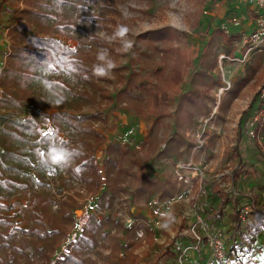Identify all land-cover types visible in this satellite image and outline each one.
Returning <instances> with one entry per match:
<instances>
[{
	"label": "rangeland",
	"instance_id": "1",
	"mask_svg": "<svg viewBox=\"0 0 264 264\" xmlns=\"http://www.w3.org/2000/svg\"><path fill=\"white\" fill-rule=\"evenodd\" d=\"M40 2L0 0V71L17 23H26L29 28L25 31L30 33L45 34L35 21L27 23L26 10L39 9ZM58 6L50 22L62 25L64 33L49 31L47 35L74 50L90 80H83L79 73L70 77L60 72L57 75L66 84H51L47 80L54 74L42 71V79L29 89L33 96L45 93L43 104L0 108V116H4L0 123V179L9 180L0 185V264H55L66 257L92 217L100 225L94 232V245L79 252L80 264L168 260L172 264L167 247L173 242V251L182 253L179 238L194 219L193 209H204L207 194L217 186L210 180L212 175L232 174L238 163H245L254 170L246 181L234 186L240 195L260 198L262 189L257 185L264 180V146L259 137H264V104L259 88L264 84V40L248 51L250 45L243 37L255 25L256 5L248 0H67ZM232 17L239 18L241 25L223 32L220 23ZM164 26L175 32L169 44L181 49L191 46L198 58L191 75L170 89L169 114L155 127L145 110L144 96L135 99L118 91L129 75L152 82H162L169 75L161 54L137 38L141 32ZM120 28L127 29L123 36L116 34ZM205 50L207 56L200 59ZM101 52L106 53L105 60L98 59ZM107 61L115 67L107 76H96L94 68L107 69ZM191 89L203 91L195 103L183 99V93ZM35 112L47 117L55 112L65 117L95 113L80 125L104 133L107 141L126 151L116 160L119 168L134 172L140 168L141 175L151 174L164 188H150V194L137 192V180L125 170L120 172L110 162L105 166V144L95 151L102 175L99 184L74 178L67 168L43 166L41 146L38 155L35 146L20 145L5 134L8 119L30 117ZM256 112L260 115L258 134L251 138L239 126L244 116L246 127ZM60 136L80 149L85 146L69 128H63ZM117 151L112 149L110 155L116 157ZM49 168L55 169V179L45 176ZM200 172L208 180L200 181ZM31 193L47 198L41 217L29 208ZM217 203L214 200V207ZM253 220V214L241 220L242 227ZM207 221L208 230L212 222ZM257 247L256 256L264 255V234ZM200 249L187 248L183 262L198 259Z\"/></svg>",
	"mask_w": 264,
	"mask_h": 264
},
{
	"label": "trees",
	"instance_id": "2",
	"mask_svg": "<svg viewBox=\"0 0 264 264\" xmlns=\"http://www.w3.org/2000/svg\"><path fill=\"white\" fill-rule=\"evenodd\" d=\"M65 1L67 0H41L36 5V8L39 9L26 10V13L29 15L27 23L35 21L37 25H41L39 29L45 34L40 35L30 33L28 30L25 31L29 27L24 22H19L13 27V31L16 33L12 37L10 51L6 55L5 64L0 71L2 88L0 93V108H31L43 104L46 99L45 93H41L39 96H33L29 89L33 83L42 79V71H49L54 74L53 76L50 75V79L47 80V83L51 84H66L57 75L60 72H64L70 77H72V74L79 73L83 80H90L88 71L84 70L80 61L74 57V50L64 42L47 35L49 31L60 34L64 33L63 26L59 24L52 25L53 22H50V18L52 19L56 16L54 12L59 8V3ZM83 1L86 2L87 0ZM174 35V30L167 26L139 33L137 38L143 40L146 46H151L154 51L161 54L162 62L170 70V73L162 82H152L144 78L138 80L136 73H133L136 77L129 75L126 78L124 87L118 91L119 95H126L135 99H141L144 96V100H146L145 110L147 115L152 117V125L155 127H158L162 123V118L169 114L170 89L191 75L196 66L195 61L198 58V54L191 46L181 49L169 44L168 40L173 38ZM207 54L208 52L206 50L203 51L200 54V59L206 57ZM201 95H203V91L191 89L183 93V99L189 103H195ZM255 102L256 100L254 99L253 103ZM93 116H95V113L65 117L61 113L55 112L47 117L35 112L30 117L8 119L5 134L7 137L16 139L20 145L30 143L32 146H35V152L38 155H40L38 146H41L43 148V154L40 156L43 159V166L67 168L72 177L77 179L82 177L84 181L94 182L95 184H99L102 177L101 170L95 163V151L97 147L105 144V166L110 162L120 172L121 170H125L135 181L137 180V192L150 194V188H164L163 182L151 174L149 176L141 175L140 168L135 172L130 168H119V162L117 163L116 160H119V158L121 160L126 151L118 143L107 141L104 133L98 132L90 126L80 125L86 118ZM243 117L239 126L242 132L245 130L243 123H245L246 119H243ZM71 118L77 122L73 123ZM2 119H4V116H0V123ZM47 126L49 127L48 129H46ZM63 128H69L71 132L77 134L78 137L76 140L82 142L85 146L80 149L79 145L72 144L67 139L61 137L60 132ZM45 133L50 134L45 136ZM50 149L65 151L67 154L66 160L59 164H53L48 158ZM112 149L118 150L116 157L110 155ZM15 158L19 159L20 157L16 155ZM252 170H254L253 167L248 169L245 163H238L232 172L233 183L246 181ZM105 171L107 173V167H105ZM241 174L246 176L242 178ZM8 181L7 179H0V185H6ZM257 186L260 189H264V180L258 183ZM207 198L209 202L203 204L204 209L202 207L198 209L200 211L199 213L202 215L204 222H208L207 219L211 220L210 228L215 226L225 228L227 235L225 242L228 249L234 251V256L240 259L246 255L245 253L256 251V248L259 250L257 245L261 235L263 236L264 234V203L260 202V200L263 201L264 199L240 194L234 196L231 193L224 192L218 185L215 186L212 192L207 194ZM214 200H218L216 207L213 204ZM29 201V208L34 214L41 217L42 211L40 209L44 208L45 204H47V198L31 193L29 194ZM38 201H41L40 207L37 206ZM245 204H251V214H253L254 220L253 222L247 223L245 227H242L241 219L237 211ZM36 220L39 221L38 219ZM97 225H100L99 220L93 217L90 218L72 243L71 249L66 257L56 260L55 264H70V261L75 264H80V259L78 258L79 252L85 251L87 245L88 247L94 245V232L98 227ZM181 237L179 238L181 240L179 247H184L182 253L173 251L171 248L172 245L174 246L173 242L167 247L166 253H168V258L172 257V264H177L178 254L181 264H203L208 253L205 251L204 242L200 246L201 255L199 258L195 261L184 263L182 255L194 242L187 234L181 235ZM255 261L256 264H264V261L262 263L257 259ZM169 262L168 260L153 264H169Z\"/></svg>",
	"mask_w": 264,
	"mask_h": 264
},
{
	"label": "built area",
	"instance_id": "3",
	"mask_svg": "<svg viewBox=\"0 0 264 264\" xmlns=\"http://www.w3.org/2000/svg\"><path fill=\"white\" fill-rule=\"evenodd\" d=\"M250 3L253 2L256 5V11L258 12V17L256 18L255 25L249 29L244 35V42L247 45H250L248 51L252 46H255L264 40V14L260 13V11L264 10V0H248ZM241 25V20L236 17H232L227 21H222L220 23V29L228 33L229 27L238 28ZM259 97L261 98L260 103L264 104V84L259 88ZM264 106V105H263ZM260 119L259 113H255L252 118L248 121L245 127V134L251 138L257 133L256 124ZM258 134V133H257ZM259 142L264 146V137H259ZM65 172V171H64ZM62 171V173H64ZM46 177L50 179L56 178V172L54 169L49 168L45 173ZM199 180H208L207 177H204L202 172L199 173ZM210 180L216 183L219 188H221L226 193H231L234 196H238L239 190L234 186L232 180L231 172H222L219 174H214L210 178ZM200 194V192H199ZM249 193L247 196H250ZM252 197V195L250 196ZM261 199H264V189L260 191ZM251 204H245L238 209V216L241 220H244L246 217L251 215ZM192 215L194 219L188 223L186 230H183V234L189 235L193 239V244L188 248H199L204 242L205 251H207V258L205 259L203 264H256L255 255L257 251H252L245 253L246 255L243 258H236L234 256V251L228 249L226 245V233L225 228L221 226H215L213 228H209L207 230L206 224L203 220V217L198 212V209H193ZM179 264H181V260L179 258Z\"/></svg>",
	"mask_w": 264,
	"mask_h": 264
},
{
	"label": "clouds",
	"instance_id": "4",
	"mask_svg": "<svg viewBox=\"0 0 264 264\" xmlns=\"http://www.w3.org/2000/svg\"><path fill=\"white\" fill-rule=\"evenodd\" d=\"M126 31H127L126 28H120L116 34L118 36H123ZM105 58H106V53H104V52H101L98 56L99 60H105ZM114 67H115V64L113 62L107 61V69L97 65L94 68V73L98 77L107 76L109 70L113 69ZM49 87H50V85H49ZM66 156H67V154L65 151H63V150L57 151L55 149H50L49 154H48V158L51 160V162L53 164H59V163L64 162L66 160Z\"/></svg>",
	"mask_w": 264,
	"mask_h": 264
},
{
	"label": "snow or ice",
	"instance_id": "5",
	"mask_svg": "<svg viewBox=\"0 0 264 264\" xmlns=\"http://www.w3.org/2000/svg\"><path fill=\"white\" fill-rule=\"evenodd\" d=\"M50 133H45L44 135L45 136H47V135H49ZM255 259H259V260H261V261H264V255H261L260 257H255ZM234 264H235V262H234Z\"/></svg>",
	"mask_w": 264,
	"mask_h": 264
}]
</instances>
